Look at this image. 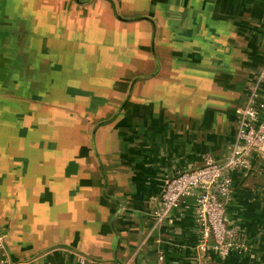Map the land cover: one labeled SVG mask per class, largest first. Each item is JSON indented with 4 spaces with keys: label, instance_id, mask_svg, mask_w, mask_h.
Instances as JSON below:
<instances>
[{
    "label": "crops",
    "instance_id": "0c3cea01",
    "mask_svg": "<svg viewBox=\"0 0 264 264\" xmlns=\"http://www.w3.org/2000/svg\"><path fill=\"white\" fill-rule=\"evenodd\" d=\"M162 1L164 24L148 19L158 35L147 55L139 26L119 52L81 55L105 62V89L117 83L89 86L93 98L76 104L110 114L90 119L86 153L69 140L66 152L24 165V152L10 149L16 130L0 124V264H264V148L231 174L224 219L238 245L225 256L203 236L193 196L170 223L155 225L151 215L167 179L229 153L249 85L258 81L264 97V0ZM7 160L15 170H4ZM20 169L27 172L15 182Z\"/></svg>",
    "mask_w": 264,
    "mask_h": 264
},
{
    "label": "rangeland",
    "instance_id": "374dc122",
    "mask_svg": "<svg viewBox=\"0 0 264 264\" xmlns=\"http://www.w3.org/2000/svg\"><path fill=\"white\" fill-rule=\"evenodd\" d=\"M161 1L0 0V124L6 121L16 130L10 149L24 152V165L35 163L41 154L62 153L61 148L66 152L69 140L78 155L87 152L92 142L90 119L101 121L110 114L100 112L102 107L93 110L90 105L84 111L76 106L79 99L93 98L89 86L105 83L98 76L105 62L81 55L94 48L103 57L109 50L119 52L126 47L123 42L129 44L127 34L134 26L144 36L140 45L147 55L149 41L158 35L150 31L149 17L164 24ZM115 12L137 20L122 22ZM97 66L101 71L95 73ZM123 70L127 74V67ZM111 83L107 89L104 84L106 91L114 90L117 83ZM26 127L34 132L32 139ZM57 136L61 140L54 148ZM10 161L4 170H15ZM20 170L15 182L27 172Z\"/></svg>",
    "mask_w": 264,
    "mask_h": 264
},
{
    "label": "built area",
    "instance_id": "2783aa9c",
    "mask_svg": "<svg viewBox=\"0 0 264 264\" xmlns=\"http://www.w3.org/2000/svg\"><path fill=\"white\" fill-rule=\"evenodd\" d=\"M263 74L262 71L259 76ZM237 114V131L229 153L222 160L206 156L201 166L181 170L167 179L151 210L155 225L170 223L173 210L185 197L193 196L196 222L203 227V236L213 239V249L221 256L238 245V234L226 225L224 219L232 195L231 174L235 170H248L250 153L264 148V97L259 93L258 81L249 85L246 99ZM3 245L4 235L0 233V248ZM80 262L86 263L85 259Z\"/></svg>",
    "mask_w": 264,
    "mask_h": 264
}]
</instances>
